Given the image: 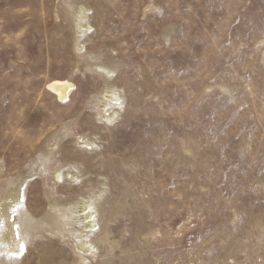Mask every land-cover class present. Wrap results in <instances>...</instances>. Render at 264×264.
<instances>
[{
    "label": "rangeland",
    "instance_id": "obj_1",
    "mask_svg": "<svg viewBox=\"0 0 264 264\" xmlns=\"http://www.w3.org/2000/svg\"><path fill=\"white\" fill-rule=\"evenodd\" d=\"M16 181L12 264H264V0H0V196Z\"/></svg>",
    "mask_w": 264,
    "mask_h": 264
},
{
    "label": "bare ground",
    "instance_id": "obj_2",
    "mask_svg": "<svg viewBox=\"0 0 264 264\" xmlns=\"http://www.w3.org/2000/svg\"><path fill=\"white\" fill-rule=\"evenodd\" d=\"M75 18L77 30L81 27H87L83 24L81 14L78 13ZM73 88V84L67 80H53L46 84V91L52 94L58 103L67 102L71 98ZM121 102V97L115 95L112 91L104 92L99 99L102 119L106 122L111 121L117 113L115 110L120 109ZM109 111L112 116H107ZM36 168L38 172L43 170L42 165H40V168ZM55 175L58 176V172ZM70 178H73V176H70ZM21 185L22 183L16 181L11 188L8 190L5 189L6 192L0 196V264H12V261L29 241L30 232L35 227V222L20 208ZM72 211L76 212L78 216V218H75V221L79 224L81 230L75 236L78 237L83 251L87 252L93 247L89 243L88 238L95 225L91 206L88 202L81 201ZM63 216H65L63 213L58 215V217ZM44 223L52 226L54 224L53 217H46ZM37 226L43 229L45 228V225L40 226L38 224ZM83 261L84 259L81 258L79 263L83 264Z\"/></svg>",
    "mask_w": 264,
    "mask_h": 264
}]
</instances>
